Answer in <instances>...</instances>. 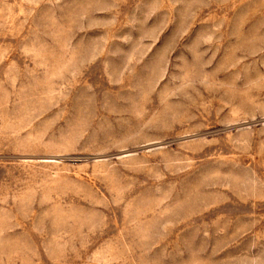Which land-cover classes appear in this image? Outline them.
Masks as SVG:
<instances>
[{
  "label": "rangeland",
  "instance_id": "374dc122",
  "mask_svg": "<svg viewBox=\"0 0 264 264\" xmlns=\"http://www.w3.org/2000/svg\"><path fill=\"white\" fill-rule=\"evenodd\" d=\"M0 264H264V0H0Z\"/></svg>",
  "mask_w": 264,
  "mask_h": 264
}]
</instances>
